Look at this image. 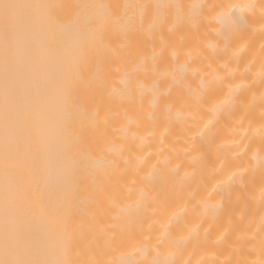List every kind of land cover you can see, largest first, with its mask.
<instances>
[{"label":"bare ground","instance_id":"bare-ground-1","mask_svg":"<svg viewBox=\"0 0 264 264\" xmlns=\"http://www.w3.org/2000/svg\"><path fill=\"white\" fill-rule=\"evenodd\" d=\"M27 2L62 5L51 15L57 25H66L79 11L75 7L78 4L120 5L129 0ZM158 2L191 4L201 0ZM206 2L252 3L256 7L246 14L248 29L234 35L226 50L225 42L207 29L182 28L176 24L174 13H165L166 54L171 58L178 53L179 63L190 60L189 68L201 70L197 77L189 76L191 86L198 89L218 78L216 90L202 104L184 97L180 84L170 83L171 112H157L153 120L155 110L147 101L141 107L97 93L94 66L88 59L80 63V95H94L92 107L101 110L102 121L82 133L83 151L99 159L106 150H116L119 144L113 132L117 130L126 137L121 143L130 146V151L124 152L127 163L101 176V191L92 196L99 203L85 205L83 213L69 221L79 228L75 258L82 264H104L117 255L111 248L114 233L137 236L141 251L136 256L144 261L167 257L174 264H264V0ZM64 32L55 28L56 39L49 45L46 62L32 69L48 91L54 125L59 103L58 67L73 56L74 37ZM127 46L123 40L110 45L117 53L113 72ZM119 78L114 77L117 82ZM2 90L0 65V130ZM109 110L113 115L104 123ZM206 126L211 134L201 140ZM78 175L84 185L93 183L83 171ZM145 176L150 177L147 183L142 179ZM113 201L119 207L114 208ZM135 201L143 206L139 214L119 213L120 219L114 218L119 208ZM18 227L33 233L38 244L44 242L29 222L22 220ZM170 240L173 243L169 244Z\"/></svg>","mask_w":264,"mask_h":264},{"label":"snow or ice","instance_id":"snow-or-ice-1","mask_svg":"<svg viewBox=\"0 0 264 264\" xmlns=\"http://www.w3.org/2000/svg\"><path fill=\"white\" fill-rule=\"evenodd\" d=\"M61 7L56 3L0 0V264H82L75 258L79 228L69 221L73 215L83 213L85 205L99 203L92 196L101 191V176L127 163L124 152L130 151V146L121 143L126 137L120 130L113 132L119 144L116 150H106L99 159L83 151L82 133L102 121L101 110L92 107L94 95H80L81 61L88 59L94 66L97 93L141 107L147 101L155 110L151 117L155 120L157 112H171L170 83L180 84L184 97L202 104L218 82L213 77L204 85L201 77L204 86L193 88L189 76L195 78L201 70L189 68L190 60L179 63L178 53L171 58L166 54L165 13H174L176 24L182 28L207 29L225 42L226 50L234 35L248 29L246 14L256 5L208 4L206 0L191 4L158 0H129L120 5L90 2L76 5L79 11L75 17L66 25H57L51 13ZM261 7L264 9V3ZM56 27L65 29L64 34L72 35L74 40L73 56L66 57L58 67L59 103L54 125L48 91L32 69L46 62L49 45L56 39ZM122 40L128 46L113 72L111 66L117 62V53L110 50V45ZM116 75L120 77L118 82ZM112 115L109 110L103 122L107 123ZM180 119L177 113L176 120ZM210 134L206 126L201 140ZM81 171L91 176V185L79 180ZM142 179L147 183L150 177ZM112 204L119 207L115 201ZM142 207L135 201L119 208L114 218L120 219L119 213L139 214ZM22 220L43 236L42 244L37 243L33 233L18 227ZM137 241L134 234L114 233L111 248L117 255L104 264H174L167 257L152 261L137 258L141 251Z\"/></svg>","mask_w":264,"mask_h":264}]
</instances>
